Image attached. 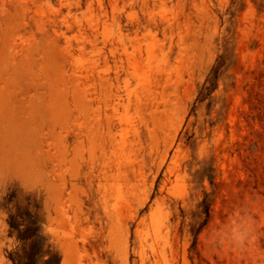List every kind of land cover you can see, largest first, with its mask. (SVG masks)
<instances>
[{
    "label": "rangeland",
    "instance_id": "obj_1",
    "mask_svg": "<svg viewBox=\"0 0 264 264\" xmlns=\"http://www.w3.org/2000/svg\"><path fill=\"white\" fill-rule=\"evenodd\" d=\"M18 210L38 264H264V0H0L4 264Z\"/></svg>",
    "mask_w": 264,
    "mask_h": 264
},
{
    "label": "trees",
    "instance_id": "obj_2",
    "mask_svg": "<svg viewBox=\"0 0 264 264\" xmlns=\"http://www.w3.org/2000/svg\"><path fill=\"white\" fill-rule=\"evenodd\" d=\"M10 228L17 232L18 240L24 244L22 253H16L11 257L14 264H38L44 256L43 238L38 218L29 211L18 210L17 214L10 216ZM55 256L51 257L46 264H54Z\"/></svg>",
    "mask_w": 264,
    "mask_h": 264
},
{
    "label": "clouds",
    "instance_id": "obj_3",
    "mask_svg": "<svg viewBox=\"0 0 264 264\" xmlns=\"http://www.w3.org/2000/svg\"><path fill=\"white\" fill-rule=\"evenodd\" d=\"M250 237L248 225L242 224L240 227L232 231L226 238L230 240L233 247L243 248ZM0 264H4V260L0 259Z\"/></svg>",
    "mask_w": 264,
    "mask_h": 264
}]
</instances>
